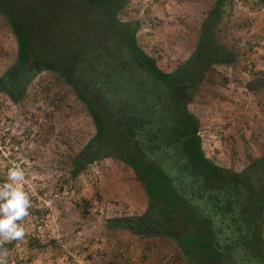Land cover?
<instances>
[{
  "label": "trees",
  "instance_id": "obj_1",
  "mask_svg": "<svg viewBox=\"0 0 264 264\" xmlns=\"http://www.w3.org/2000/svg\"><path fill=\"white\" fill-rule=\"evenodd\" d=\"M128 4L20 0L13 11L0 0L18 43L0 93L19 105L35 79L50 73L84 105L96 135L71 161L72 178L115 160L134 172L147 197L143 215L110 219L108 230L172 242L177 264H264V155L241 173L218 165L190 109L216 67L238 62L219 36L232 2H215L190 56L171 72L139 43L143 23L121 20Z\"/></svg>",
  "mask_w": 264,
  "mask_h": 264
},
{
  "label": "rangeland",
  "instance_id": "obj_2",
  "mask_svg": "<svg viewBox=\"0 0 264 264\" xmlns=\"http://www.w3.org/2000/svg\"><path fill=\"white\" fill-rule=\"evenodd\" d=\"M8 1L15 11L20 0ZM216 1L128 0L121 20L143 23L139 43L158 58L162 70L171 72L190 56L201 22ZM230 1L231 19L219 36L238 52V62L216 67L190 109L204 125L208 157L241 173L264 155V0ZM17 57V39L0 16V78ZM95 135L84 105L50 73L35 79L19 105L0 93V142L5 153L0 155V184L15 160L25 170L22 187L32 205L18 222L25 235L0 242V249L8 251L7 264L175 261L172 242L141 247V239L107 228L110 219L143 215L147 208L144 188L129 167L108 160L72 178L71 161ZM35 242L40 247L33 246Z\"/></svg>",
  "mask_w": 264,
  "mask_h": 264
},
{
  "label": "clouds",
  "instance_id": "obj_3",
  "mask_svg": "<svg viewBox=\"0 0 264 264\" xmlns=\"http://www.w3.org/2000/svg\"><path fill=\"white\" fill-rule=\"evenodd\" d=\"M7 180L0 184V242L18 240L25 235L22 221L29 215L31 199L23 190L25 170L15 160L10 161ZM8 251L0 249V264H7Z\"/></svg>",
  "mask_w": 264,
  "mask_h": 264
},
{
  "label": "crops",
  "instance_id": "obj_4",
  "mask_svg": "<svg viewBox=\"0 0 264 264\" xmlns=\"http://www.w3.org/2000/svg\"><path fill=\"white\" fill-rule=\"evenodd\" d=\"M204 141V140H203ZM205 145V144H204ZM205 147V146H204ZM106 162H108V160L107 161H104L103 163H102V165H104ZM134 176H135V174H134ZM147 209V208H146ZM146 210H144V212H145ZM135 216H141V215H138V214H135ZM127 238L128 239H130V238H133V235H129V236H127ZM133 240V239H132ZM163 240H158L157 242H162ZM146 245H157V243H155V240H141V247L142 246H146ZM141 252H142V248H141ZM176 262L175 261H173V263L172 264H175ZM153 264V263H152ZM177 264V263H176Z\"/></svg>",
  "mask_w": 264,
  "mask_h": 264
},
{
  "label": "built area",
  "instance_id": "obj_5",
  "mask_svg": "<svg viewBox=\"0 0 264 264\" xmlns=\"http://www.w3.org/2000/svg\"><path fill=\"white\" fill-rule=\"evenodd\" d=\"M2 154H5V153H4V148L2 147V144L0 142V155ZM63 248L66 250V246L63 245Z\"/></svg>",
  "mask_w": 264,
  "mask_h": 264
}]
</instances>
